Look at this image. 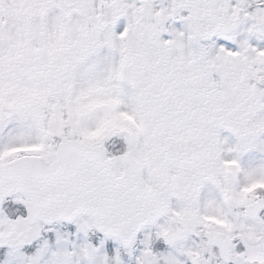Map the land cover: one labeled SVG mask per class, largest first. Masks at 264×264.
Instances as JSON below:
<instances>
[{
    "label": "snow or ice",
    "instance_id": "1",
    "mask_svg": "<svg viewBox=\"0 0 264 264\" xmlns=\"http://www.w3.org/2000/svg\"><path fill=\"white\" fill-rule=\"evenodd\" d=\"M0 264H264V0H0Z\"/></svg>",
    "mask_w": 264,
    "mask_h": 264
}]
</instances>
